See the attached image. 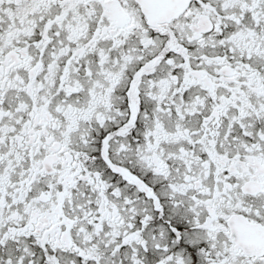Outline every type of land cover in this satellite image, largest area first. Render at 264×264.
<instances>
[{"label": "snow or ice", "instance_id": "snow-or-ice-1", "mask_svg": "<svg viewBox=\"0 0 264 264\" xmlns=\"http://www.w3.org/2000/svg\"><path fill=\"white\" fill-rule=\"evenodd\" d=\"M0 264H264V0H0Z\"/></svg>", "mask_w": 264, "mask_h": 264}]
</instances>
